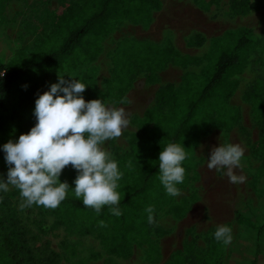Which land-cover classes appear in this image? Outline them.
Returning <instances> with one entry per match:
<instances>
[{"label":"rangeland","instance_id":"obj_1","mask_svg":"<svg viewBox=\"0 0 264 264\" xmlns=\"http://www.w3.org/2000/svg\"><path fill=\"white\" fill-rule=\"evenodd\" d=\"M161 1L162 9L152 13L148 25L120 23L105 37L99 56L78 70L64 69L44 76L52 67L48 65V68H33L19 78L18 83L25 81L27 87L21 88L18 118L7 124L12 136L17 140L35 125L33 110L39 94L47 91L50 84L58 82L59 77L75 78L88 85L82 94L86 102L101 99L109 106L126 110L129 128L121 137L105 145L118 160L130 153L132 137L144 135L145 128L141 123L147 110L168 113V108L158 106V92L167 87L176 90L184 75L200 73L206 64L205 56L212 38L244 27L250 29L260 42L259 51L264 50L262 0ZM82 2L0 0V58L6 60L13 55L16 57L15 66L42 59L38 53L48 54L49 50L58 47L59 39L41 45L33 52L36 55H26V52L32 51L35 44L55 28L61 15ZM124 39L168 47L183 57L195 58L197 62L168 64L158 73L156 84L147 83L146 72L134 67L128 78L129 88L113 92L115 98L107 97L113 80L112 58L117 45ZM20 49L24 51L18 52ZM236 79L239 88L231 97L229 106L236 110L237 122L229 131L214 124L209 127V134L199 140L194 150L197 178L181 190L180 197L174 198L177 204L189 201L187 213L174 218L166 209L159 212L148 241L135 245L129 260L108 254L97 234L84 233L76 224L58 223L41 206L21 210L20 193L15 187L10 186L8 192L0 193L1 203L6 206L4 216L12 215L25 230L28 247L36 257L35 264H168L177 253L184 255V264H264V156L256 147L261 130H264V95L260 104H254L251 98L256 82L264 79V53L251 54L246 70ZM227 143L245 148L241 167L236 169L237 175L243 174L247 178L243 184H232L222 171L207 168L211 149ZM0 174L6 179V173L1 169ZM190 198L194 200L190 201ZM220 224L230 225L234 238L226 247L218 243L217 253L212 255L209 253L211 239Z\"/></svg>","mask_w":264,"mask_h":264},{"label":"trees","instance_id":"obj_2","mask_svg":"<svg viewBox=\"0 0 264 264\" xmlns=\"http://www.w3.org/2000/svg\"><path fill=\"white\" fill-rule=\"evenodd\" d=\"M161 9V0H83L80 6H72L61 15L55 28L38 41L32 51H25L26 55H36L33 52L41 45L49 44L54 38L59 39L57 48L49 50L48 54L38 53L42 59L15 66L16 57L13 55L6 60L0 58V145L16 140L7 124L19 116L21 88L27 82L18 83V79L26 72L33 68H48V65L52 67L44 76L64 69L76 71L99 56L105 37L117 25L125 21L148 25L152 13ZM260 48V42L250 29L228 30L210 40L206 64L199 74L184 75L176 90L167 87L158 92V106L168 108V113L147 110L141 123L145 128L144 135L132 137L130 153L117 160L124 172L118 189L122 194L120 206L123 215L113 216L107 207L97 215L94 210L85 207L82 199H77L71 190L59 207L49 209L41 206V209L60 224H76L84 233L97 234L108 254L129 260L134 246L147 242L151 234L153 224L148 223L145 211L149 205L154 206L155 216L166 209L174 218H181L188 211L189 201L177 204L160 183L159 153L169 143H182L188 158L183 163L185 181L178 187L183 190L196 180L194 150L199 140L209 134L212 124L229 131L237 122V112L229 106L231 97L239 88L236 77L246 70L251 54L259 52L263 55L264 50L260 52ZM196 62L195 58L183 57L168 47L124 39L117 45L112 58L111 93L106 96L115 98L113 92L129 88L131 83L128 78L134 67L146 72L147 83L156 84L158 73L168 64ZM251 94L254 104H260L264 95V79L256 82ZM260 126L263 127V124ZM256 147L264 156L263 129ZM0 169L7 173L3 152H0ZM75 177L76 171L69 165L63 170L60 180L74 187L72 182ZM192 200L194 198H190ZM5 207L0 200V264H35L36 257L28 247L25 230L12 215L4 216ZM101 220L107 223L106 228L98 226ZM211 240L209 253L214 255L218 242L214 238ZM152 248L150 245L149 249ZM185 261L184 255L177 253L168 264H184Z\"/></svg>","mask_w":264,"mask_h":264},{"label":"clouds","instance_id":"obj_3","mask_svg":"<svg viewBox=\"0 0 264 264\" xmlns=\"http://www.w3.org/2000/svg\"><path fill=\"white\" fill-rule=\"evenodd\" d=\"M87 87L78 79L59 77L35 100V125L17 140L0 145L7 166L6 179L0 174V193L8 192L10 186L18 189L21 210L33 205L55 209L71 190L97 215L105 207L113 216L123 215L118 189L124 172L105 145L123 135L130 119L124 108L109 106L104 100L86 102L82 94ZM244 155L245 148L240 144H219L211 149L207 168L222 171L232 184H243L247 178L237 175L236 169L241 167ZM187 158L182 143H169L159 153V180L170 197L182 195L178 186L185 181L183 163ZM69 165L76 171L74 187L60 180ZM145 211L148 223L155 224L154 206L149 205ZM98 226L108 225L101 220ZM213 237L226 247L233 241V229L228 224L217 225Z\"/></svg>","mask_w":264,"mask_h":264},{"label":"bare ground","instance_id":"obj_4","mask_svg":"<svg viewBox=\"0 0 264 264\" xmlns=\"http://www.w3.org/2000/svg\"><path fill=\"white\" fill-rule=\"evenodd\" d=\"M209 196V195H208ZM212 198V197H211ZM219 215V214H218Z\"/></svg>","mask_w":264,"mask_h":264}]
</instances>
